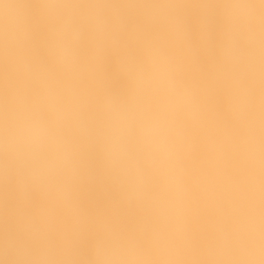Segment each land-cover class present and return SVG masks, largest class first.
<instances>
[{
    "label": "clouds",
    "instance_id": "9594fccd",
    "mask_svg": "<svg viewBox=\"0 0 264 264\" xmlns=\"http://www.w3.org/2000/svg\"><path fill=\"white\" fill-rule=\"evenodd\" d=\"M194 16L195 29L187 0H0V178L14 197L3 264H264V0ZM216 116L212 164L235 171L219 189L193 178L214 210L197 244L190 129ZM90 157L126 219L89 226Z\"/></svg>",
    "mask_w": 264,
    "mask_h": 264
},
{
    "label": "bare ground",
    "instance_id": "6f19581e",
    "mask_svg": "<svg viewBox=\"0 0 264 264\" xmlns=\"http://www.w3.org/2000/svg\"><path fill=\"white\" fill-rule=\"evenodd\" d=\"M17 3H35V0H15ZM114 3H123L126 0H112ZM215 0H187L188 11L192 17L193 28L195 29V14L200 5L211 4ZM114 53L109 52L105 54L103 66L105 71L110 77L111 86L115 90H122L125 87V82L116 73L113 64L111 63V58ZM205 65L211 63V54L206 53ZM89 76L94 81L93 94L98 99L102 95L101 81L103 73L99 68L95 66L89 69ZM3 78H4V68L0 65V102H2L3 97ZM209 87H215L211 81H209ZM227 121L222 116H216L209 120L203 126H194L190 129L193 136L196 148L192 153L188 161L189 169V183L192 186L193 194L197 197L198 202V214L196 216V230L194 240L197 244L205 242L211 231V221L213 218L214 210L210 204H206L199 200V189L193 182V178L197 176H205L211 180L217 188H221L225 183L226 175L234 173L235 169L229 167L225 172H217L216 168L212 164V154L209 150L210 144L214 138H216ZM90 163L92 167L97 172V180L91 184L86 185V190L84 194V202L86 205V212L88 214L89 226L92 227L96 222L101 220L104 216H111L116 220L126 219L127 210L119 207L118 205H113L111 207H106L110 201H115L118 198V194L108 188L99 180L98 166L96 164L95 157H90ZM14 205V197L9 189V186L0 178V234L8 227L10 223V209ZM0 264H3L0 261ZM182 264H210L206 260L198 261H184Z\"/></svg>",
    "mask_w": 264,
    "mask_h": 264
}]
</instances>
